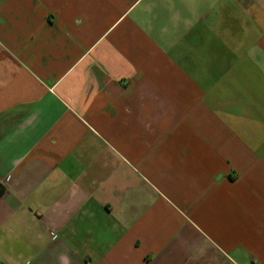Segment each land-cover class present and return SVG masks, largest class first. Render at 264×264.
Segmentation results:
<instances>
[{
    "label": "crops",
    "instance_id": "obj_1",
    "mask_svg": "<svg viewBox=\"0 0 264 264\" xmlns=\"http://www.w3.org/2000/svg\"><path fill=\"white\" fill-rule=\"evenodd\" d=\"M0 264H264V0H0Z\"/></svg>",
    "mask_w": 264,
    "mask_h": 264
}]
</instances>
